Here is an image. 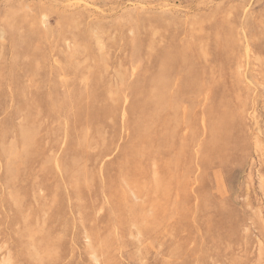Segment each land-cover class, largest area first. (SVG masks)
Instances as JSON below:
<instances>
[{
    "label": "rangeland",
    "instance_id": "1",
    "mask_svg": "<svg viewBox=\"0 0 264 264\" xmlns=\"http://www.w3.org/2000/svg\"><path fill=\"white\" fill-rule=\"evenodd\" d=\"M0 264H264V0H0Z\"/></svg>",
    "mask_w": 264,
    "mask_h": 264
},
{
    "label": "bare ground",
    "instance_id": "2",
    "mask_svg": "<svg viewBox=\"0 0 264 264\" xmlns=\"http://www.w3.org/2000/svg\"><path fill=\"white\" fill-rule=\"evenodd\" d=\"M61 31V30H60ZM180 62V61H179ZM176 75V74H175ZM176 84V83H175ZM236 101V100H235ZM197 107V106H196ZM168 111V110H167ZM170 114V113H169ZM167 119V118H166ZM183 126V125H182ZM134 143V142H133ZM171 161V160H170ZM138 168V167H137ZM156 200H157V198H156ZM113 214V213H112Z\"/></svg>",
    "mask_w": 264,
    "mask_h": 264
}]
</instances>
